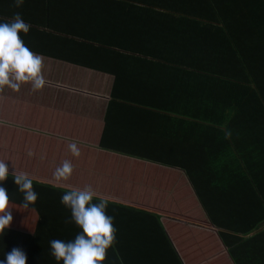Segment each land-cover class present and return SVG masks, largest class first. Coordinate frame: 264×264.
I'll return each mask as SVG.
<instances>
[{"label": "crops", "instance_id": "crops-1", "mask_svg": "<svg viewBox=\"0 0 264 264\" xmlns=\"http://www.w3.org/2000/svg\"><path fill=\"white\" fill-rule=\"evenodd\" d=\"M195 3L199 11L192 18L171 13L155 18L163 22V29L175 32V49L183 44L185 48H197L196 51L203 49L199 56L191 58L189 49L183 48L182 51H187L184 61L173 64L164 61L126 64L118 62L121 58L99 61L97 52L91 48L63 35H54L55 40L51 33L38 28L33 19L28 34L20 36L31 51L44 58L42 73L46 83L39 91L24 84L18 92L7 88L0 92V161L5 162L9 177L24 173L35 183L67 191L90 186L96 194L93 199L105 198L108 203L158 216L157 224L163 233L154 223V233L149 231L147 219L137 225L130 221L120 224L113 210L106 209L113 217L114 228L118 226L112 246L125 244V260L129 264H250L248 261L254 264V260L264 264V249L257 247L259 242L251 248L249 256L241 258L239 253L232 258L219 238L223 233L247 240V227L255 228L256 233L264 232V125L248 123L245 115L252 114L240 112V125L190 126L187 132L193 134L192 145L189 142L187 147L177 139L185 130L172 129L171 134L178 135L167 144H173L171 147L176 151L174 157H165L162 164L142 161L113 149L118 144L131 149L135 143L139 149L165 147L159 144L157 135L170 130L151 125L152 117L158 121L160 117L175 116L154 107L172 108L174 103L170 101L175 102L183 95L182 87L187 81L184 76L187 70L199 67L195 66L199 57L205 56L198 59L201 62L215 64L218 60L219 67L224 64L220 49L226 43L216 45L207 39V31L214 33L220 29L225 36H236L237 42L238 38L242 41L259 36L256 29L230 28V19L247 21L255 17L251 14H263L260 0H195ZM188 7L192 9L190 3ZM62 17L65 15L59 16L58 21ZM205 17L218 19L213 23L204 20ZM190 18L208 27L205 33L202 30L201 45H196L192 36L185 43L180 41L184 25L181 20ZM8 21L1 18L0 23ZM128 24L122 38H118L122 25H116L115 39L128 50L112 46L108 51L128 56L133 46L144 45L141 39L133 40L132 20ZM158 31L162 34L161 29ZM88 64L103 65L104 70L88 69ZM173 69L180 70L177 77ZM132 73L139 77H133ZM112 92H119V97L111 95ZM112 102H126L129 107L113 111ZM196 131L200 132L197 136ZM228 132L230 136L226 135ZM70 142L79 147V157L72 156ZM202 147L204 152L200 154L197 148ZM30 151L32 156L28 155ZM65 160L73 165L71 178L57 182L55 169ZM170 162L189 163V173L181 167L163 166ZM186 176H191L188 181ZM135 241L141 245L134 256ZM156 244L158 247H153ZM112 246L116 253L118 249Z\"/></svg>", "mask_w": 264, "mask_h": 264}, {"label": "trees", "instance_id": "trees-1", "mask_svg": "<svg viewBox=\"0 0 264 264\" xmlns=\"http://www.w3.org/2000/svg\"><path fill=\"white\" fill-rule=\"evenodd\" d=\"M189 3L192 5V9L188 7ZM260 3L264 7V0H260ZM195 4H197L195 0H23L22 6L17 8L15 0H0V20L3 18L11 21L16 13H19L27 24L32 23L34 19L38 28L51 33L53 37L57 34L58 37L63 35L72 42H79L78 45L80 46L91 48L97 52L98 56L96 58L99 61L101 59L106 61L111 58H115L114 61H116L117 58H121L118 59V62L123 61L126 64L136 61H164L167 64H173L184 61L183 57L186 56L187 51H189L190 57L193 58L196 55L199 56L203 49L198 48L199 50L196 51L197 48L195 50L188 46L185 48L186 44L175 49L173 47L176 39L175 32L172 33L171 30H168L169 28L163 29V22L160 23L155 18L163 13L187 14L185 17L191 16L192 18L194 17L193 14H198L196 12L199 11ZM61 15H65L61 18L63 23L57 19ZM251 15L255 17L247 21L230 19V28L260 31L259 36L255 35L253 39L243 38L242 41L238 38V42L236 36L234 38L225 36L223 32H220V29L217 32L210 33L207 31V25L200 26L191 18L190 20H181L184 24L183 31L180 30L181 34H179L181 43L189 41L192 36L195 38L196 45H201L200 40L203 39L201 34L204 29V33L206 31L208 33L207 39L213 40L216 45H219V42L220 45L226 43L225 47H220V50H223L220 53L224 55L223 66H218V60L215 64L214 61L205 63L204 60L202 62L198 60L199 58H205V56L195 58L197 59L195 66L199 67H196L195 70H187L184 76L187 81L182 87L181 93L183 95H181V98L175 100V102L170 101L171 104L174 103L172 108L154 107V109L160 110L164 114L171 113L175 116V118L160 117L157 118L158 121L152 117L154 121L151 122V125L170 130L166 133L163 131L158 135L156 134L159 138V144L164 145L166 148L139 149L135 147L137 144L135 143L133 144L135 148L125 149L118 144L119 146L113 149L142 161H160L162 164L165 157H174L173 154L176 150L171 147L174 145L167 143L169 140L171 142L176 140L178 134H171V130L176 127L185 130L184 133H179L177 139H180L178 142H181L182 146L187 147L189 142L192 145L191 135L193 134L187 132L190 126L215 127L228 125V123L240 125V112L252 114L245 115L248 123L259 124V122H262V125H264V13ZM198 17L203 19L200 15ZM210 17H205L204 20L214 23L218 19ZM131 20L133 22V40L135 41V38L141 39L144 45H140L141 47L133 46L131 49L133 52H129L128 56L115 54L112 50L108 51L112 46L123 51L128 50L126 45H122L118 41L115 42L117 36L116 25H122L121 35L118 36V38H122V32H126L129 27L128 23ZM159 29L162 30V34L158 31ZM58 40L62 39L58 38ZM150 40L155 43L151 44ZM253 45L257 46L253 47ZM235 46L237 48L234 50ZM183 48L189 50L182 51ZM232 48L233 50H231ZM213 57H215L214 54ZM88 65H90L88 69L104 70L103 65L98 67ZM178 71L180 70L173 69L174 76L177 77L176 72ZM132 76L139 77L135 73H132ZM111 95L119 97V92H112ZM170 102L166 103L169 104ZM125 103L112 102V110L116 111L123 107L128 108L129 106H125L128 104ZM177 105L179 108H176ZM199 134L200 132L196 131L194 135ZM167 146L170 147L167 148ZM197 149H199L198 153L203 154L201 153L204 152L203 147ZM163 166L181 167L186 173H189L190 164L170 162ZM189 177L191 176H186L187 181ZM0 186L7 190L13 216L12 222L5 229L6 234L0 237V260H4L5 254L11 251L12 248L19 247L26 253V264H63V261L57 262L52 257L50 241L54 239L65 242L72 241L81 232V229L74 222H71L70 209L61 203V198L67 190L33 182V189L37 192L38 199L28 208H24L22 206L23 193L18 191L12 177L8 176ZM92 203H99V199H93ZM107 208L113 210V216L117 215L119 217L120 224L130 221L129 223L137 225L142 224L147 219L145 223L149 227V231L154 233L152 230L154 223L162 232L160 225L157 224L160 220L158 216L112 203H108ZM106 213L109 215L107 211ZM116 229H118V226L115 227ZM247 229L249 231L247 240L220 233V241L227 249L230 257L234 258V255L239 253L241 258L249 256L251 248L257 242H259L257 247L264 249V245H262L264 244L262 243L264 242V232H253L255 228L252 227H247ZM124 245L118 243L117 246H112L118 249L116 253L110 247L102 264H129L125 260L126 251L124 249L126 250V248ZM140 245L136 241L133 243L134 256L137 255L135 252H137V247ZM153 247H158V244ZM169 248L172 250L170 245ZM254 261V264H259V262ZM248 262L252 263V261Z\"/></svg>", "mask_w": 264, "mask_h": 264}, {"label": "clouds", "instance_id": "clouds-1", "mask_svg": "<svg viewBox=\"0 0 264 264\" xmlns=\"http://www.w3.org/2000/svg\"><path fill=\"white\" fill-rule=\"evenodd\" d=\"M23 0H15V6L21 7ZM30 25L16 13L11 21L0 23V92L5 88L18 92L22 85L31 84L33 91L45 86L42 73L43 57L29 49L20 34L30 31ZM230 136V132L226 133ZM69 150L73 157L80 156V149L75 142H70ZM29 156L33 153L30 151ZM43 158V157H42ZM73 172V165L65 160L54 172L57 182L68 181ZM9 175L4 161H0V184ZM14 183L18 191L23 193L24 208L34 204L38 199L33 189L32 179L24 173H13ZM95 192L91 187L84 190L70 189L61 198V203L71 212V222L81 229L74 240L65 242L60 239L50 241L52 257L63 264H102L107 250L114 244L115 228L113 217L107 215L108 200L100 198L99 203H92ZM7 190L0 186V237L12 222L13 216L9 205ZM26 253L14 247L5 254L0 264H26Z\"/></svg>", "mask_w": 264, "mask_h": 264}]
</instances>
